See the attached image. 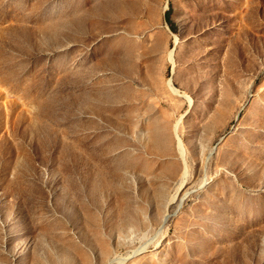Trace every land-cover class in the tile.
I'll list each match as a JSON object with an SVG mask.
<instances>
[{
    "label": "rangeland",
    "instance_id": "1",
    "mask_svg": "<svg viewBox=\"0 0 264 264\" xmlns=\"http://www.w3.org/2000/svg\"><path fill=\"white\" fill-rule=\"evenodd\" d=\"M0 264H264V0H0Z\"/></svg>",
    "mask_w": 264,
    "mask_h": 264
},
{
    "label": "bare ground",
    "instance_id": "2",
    "mask_svg": "<svg viewBox=\"0 0 264 264\" xmlns=\"http://www.w3.org/2000/svg\"><path fill=\"white\" fill-rule=\"evenodd\" d=\"M175 36H176V35H175ZM178 39H179V38L176 36V43H177ZM172 52H173V51H172ZM172 52H171V55H172ZM169 81L172 83V80H171V79H170ZM172 84H173V83H172ZM174 89L177 90V88H175V87H174ZM177 139H178V137H177ZM178 141H179V140H178ZM179 143H180V145H181V141H180ZM181 147H183V146H181ZM182 149H183V148H182ZM180 153H181V152H180ZM182 155H183V154H182ZM184 164H185V163H184ZM186 166H187V165H186ZM186 169H187V167H186ZM184 171H186V170H184ZM185 174H186V172H185ZM185 177H186V175H185ZM182 183H183V182H182ZM184 183H185V181H184ZM184 183H183L182 185H184ZM167 215H168V214H167ZM166 218H167V217H166ZM166 218H165V220H166ZM165 220H164V221H165Z\"/></svg>",
    "mask_w": 264,
    "mask_h": 264
}]
</instances>
